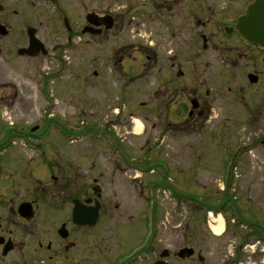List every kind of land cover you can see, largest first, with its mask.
<instances>
[{
	"label": "flooded vegetation",
	"instance_id": "1",
	"mask_svg": "<svg viewBox=\"0 0 264 264\" xmlns=\"http://www.w3.org/2000/svg\"><path fill=\"white\" fill-rule=\"evenodd\" d=\"M256 1L191 0L193 6L180 8L181 0H164L145 3L139 9L145 17L144 5L158 4L162 14L167 13L173 20L178 18L180 26L199 31L203 51L212 45L224 48L221 60L224 70L216 78L200 74L210 66L207 56L191 55L182 62L175 55L167 63L162 62L165 71L156 72L155 103L152 108L140 103L148 112L142 117L144 122L152 123L150 117H156L157 123L152 127H162L161 134H168V129L174 128L176 136L180 135L176 138L179 146L189 143L187 151L176 150L170 158L156 152L159 146L149 140L142 146L132 144L127 136L133 134L134 120L139 117L134 116L131 102L130 107L112 108L113 116L104 120L105 128L96 121V139L91 138L88 149H96V144L109 149L85 151L96 157V162L87 169L78 157L58 147L50 135L22 133L3 141L0 145V264H150V261L155 264L162 256L171 264H264V215L252 207L253 198H245L236 189L233 177L244 153L226 150L220 162L213 164L197 145L204 129L212 139L211 133L220 132L223 138L229 134L230 125L238 126L240 122L264 127V48L251 44L240 34L241 30L257 28L247 20L249 8ZM3 10H60L63 21H69V34H72L73 21L64 11L107 9H101L96 0H0V11ZM86 14L85 24H80L81 33L89 28L90 13ZM113 19L116 26V18ZM98 22L102 30L100 37L106 36V21ZM71 41L73 37L69 36ZM124 62L121 60L122 68ZM115 72L118 92L127 100L135 77L126 70L123 74ZM252 78L256 79L253 84ZM133 136L137 139L141 135ZM163 143L164 140L160 145ZM261 143L264 144V139ZM225 145L228 149V144ZM15 146L23 149L11 151L9 156L8 150ZM83 153L75 152V155ZM159 169L176 172L177 186L187 175L193 176L194 187H190L188 195L172 193L176 201L184 198L193 221L184 230L189 233L184 241L188 247L184 248L192 251L188 259L180 257L182 249L173 254L168 250L155 253L163 242L158 193L170 189L167 183L166 187L155 183L162 180ZM207 170L216 172L220 184L208 183L202 187L199 172ZM251 191L249 188L246 195L250 196ZM193 192L199 196L191 197ZM77 203L82 214L76 218L83 223H89L96 206H100L98 223L78 224L74 220ZM138 208L141 214H131ZM219 219L223 224L221 235L212 230ZM216 237L221 242L213 247ZM225 238L229 239L224 245L225 252L212 255V250L221 248Z\"/></svg>",
	"mask_w": 264,
	"mask_h": 264
},
{
	"label": "rangeland",
	"instance_id": "2",
	"mask_svg": "<svg viewBox=\"0 0 264 264\" xmlns=\"http://www.w3.org/2000/svg\"><path fill=\"white\" fill-rule=\"evenodd\" d=\"M143 1L96 0L101 9L107 10L64 11L73 21L72 34H68L64 28L63 15L58 10L0 11V24L6 23L9 31L5 37L0 35V66L10 71L18 80L17 83L6 84L0 73V144L6 136L31 133V129L38 126L39 130L35 134L52 136L50 139L55 140L58 147H62L69 155L78 157L82 166L87 169L93 166L96 157L92 158L93 154L87 155L85 151L109 149L104 144L100 147L96 144V149H88L91 147V138L96 139V121L99 120L105 128L104 120L112 118V108L123 105L130 107L131 102L134 116L141 118H135L133 134H137L136 120H140L145 126L137 139L133 138V134L127 136L132 144L142 146L143 142L149 140L160 146L164 140V145L156 149V152L170 158L176 150L187 151L189 143L180 147L176 139L180 135L176 136L174 128H169L168 134H161L162 127H152V124L157 123L156 117H150L152 123L144 122L142 117L148 115V112L141 108L140 103L147 104L149 108L155 103L153 93L158 85L156 72L165 71L162 62L167 63L169 58L175 55L179 56L182 62L191 55L207 56L210 66L205 68L204 72L200 71V74L204 76V73H207L206 78H216L224 70L221 64L225 55L224 48H215L212 45L208 51H203L202 40L197 35L199 31L180 26L178 18L173 20L168 18L167 13L162 14L158 4L144 5L147 7L144 9L147 17H143L139 10L145 4ZM193 5L191 0H181L179 7ZM14 11L17 13H13ZM91 12L114 16L117 22L115 28L103 37L83 36L80 24H85L86 13ZM29 27L37 30V38L49 52L47 57L28 59L18 55L19 49L28 46ZM208 35L212 38L211 34ZM69 36L73 37V41L69 42ZM121 60H125L124 68L121 66ZM124 70L133 75L131 77H135L128 90L130 95L128 94L127 100L124 94L118 92L116 84L118 74L115 71L123 74ZM95 73L98 74L97 77ZM243 80L240 79V82ZM215 88L218 89L216 85ZM230 129L229 134L226 133L223 138L220 132L217 135L211 133L212 139L208 138L209 131L204 129L197 139V145L205 154V159L209 163L212 160L213 164L220 162L221 154L226 150L244 153L238 169L234 171L235 187L245 198H253L255 203L252 207L259 209L264 215V144L261 143V139H264V127H250L240 122L238 126L230 125ZM66 135L82 139L71 141ZM225 144H228V149ZM20 149L23 148L15 146L9 149L7 154L10 156L11 151ZM75 152L84 153L78 156ZM199 173L202 174L199 181L202 187L208 183L220 184L215 171ZM193 175L196 177V174ZM158 176L162 180L155 183L165 187L168 184L171 190L180 194L188 195L190 187H194L192 175H187L178 186L179 176L176 172L159 169ZM168 179L170 182H167ZM249 188H252V191L251 195L247 196ZM171 190L163 189L158 193L162 222L159 223V230H162L163 242L155 253L168 250L173 254L177 249L188 247V244L184 243L187 241L188 232L185 233L184 230L191 226L189 206L185 202L180 204V200L176 201ZM190 195L199 196L194 192ZM139 211V208L132 210L131 214H141ZM218 240L220 238L217 237L213 240L216 242L213 247L218 243L220 245L221 241ZM225 240L221 248L212 250V255L225 252L224 245L229 239ZM172 261H175L174 258Z\"/></svg>",
	"mask_w": 264,
	"mask_h": 264
},
{
	"label": "water",
	"instance_id": "3",
	"mask_svg": "<svg viewBox=\"0 0 264 264\" xmlns=\"http://www.w3.org/2000/svg\"><path fill=\"white\" fill-rule=\"evenodd\" d=\"M151 3L156 2L157 0H149ZM158 1H163V0H158ZM264 8V0L257 1L250 9L248 12V17L247 20L249 22H253L254 26H256V29L253 30H241L240 33L244 35L245 39L253 44H256L258 46H263L264 45V10H261ZM96 18H98L96 15H91L88 17V22L95 27L100 26L96 22ZM106 21L108 25L106 26L107 30H110L113 28V21L111 18L107 17ZM90 32L92 35H99L101 32L97 31L96 29L90 28V29H85L84 34ZM36 30L34 29H29L28 30V37H29V47L27 49H20L18 50V55L20 56H26L29 58H38L40 56L46 57L48 55V51L46 50L45 46L36 38ZM0 35L1 36H6L7 32L4 27H0ZM255 80H252V83H254ZM37 128L33 130L36 131ZM79 204V205H78ZM99 209L100 206H96V210L92 214V219L91 221H88L90 225H94L95 223L97 224L98 221V215H99ZM82 213L80 211V203H77L75 207V212H74V220L80 224V225H87L89 223L87 222H80L77 220V216H80ZM180 257L182 258H188L192 255V251L189 249H184L180 252ZM164 257V256H162ZM156 264H168L164 261H159Z\"/></svg>",
	"mask_w": 264,
	"mask_h": 264
},
{
	"label": "bare ground",
	"instance_id": "4",
	"mask_svg": "<svg viewBox=\"0 0 264 264\" xmlns=\"http://www.w3.org/2000/svg\"><path fill=\"white\" fill-rule=\"evenodd\" d=\"M0 73H2L3 75V80L6 82V84H10V83H17L18 80L15 78V76L8 70L6 69H2V67L0 66ZM136 130L135 133H137L138 135H140L141 130H142V125L139 121H136ZM217 225L214 226L212 228L213 232L217 235H221V233L223 232V224L221 219L217 220Z\"/></svg>",
	"mask_w": 264,
	"mask_h": 264
}]
</instances>
